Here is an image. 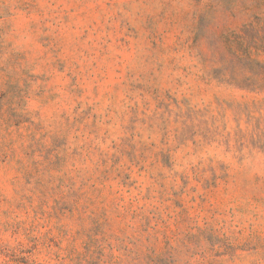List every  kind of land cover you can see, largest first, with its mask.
Listing matches in <instances>:
<instances>
[{"label":"rangeland","instance_id":"1","mask_svg":"<svg viewBox=\"0 0 264 264\" xmlns=\"http://www.w3.org/2000/svg\"><path fill=\"white\" fill-rule=\"evenodd\" d=\"M0 264H264V0H0Z\"/></svg>","mask_w":264,"mask_h":264}]
</instances>
